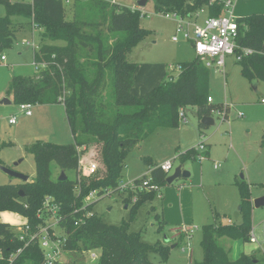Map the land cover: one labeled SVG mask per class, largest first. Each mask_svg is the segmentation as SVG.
<instances>
[{"label":"trees","instance_id":"trees-1","mask_svg":"<svg viewBox=\"0 0 264 264\" xmlns=\"http://www.w3.org/2000/svg\"><path fill=\"white\" fill-rule=\"evenodd\" d=\"M90 1L89 4L76 1L72 19L66 20L63 0H0L6 8V16L0 17V50L11 45L21 27L31 25L40 30L39 48L33 54L37 64L35 75L13 76L7 95L17 104H62L74 138L71 144L35 141L26 147L34 157L36 177L32 181L0 185V214L11 211L35 223L36 211L49 195L60 204V214L64 216L61 225L68 232L66 250L80 253L100 250L99 261L91 264H163L149 261L147 254L157 252L164 258L168 245L160 241L148 245L139 232L130 230L127 221L105 223L90 211L97 200L85 204L84 198L90 190L100 194L105 189H109V194L120 192L117 185L124 158L157 128L178 127L181 110L194 107L201 119L218 109L227 119L229 106L207 101L209 68L198 57L181 63L177 75L167 74L149 91L134 95L132 87L138 63L129 61L128 54L149 34L138 24L140 10L108 0ZM209 1L153 0V9L155 13L193 15ZM222 12L223 4L216 2L208 6L205 15L219 16ZM93 16L102 21L93 20ZM237 23V43L250 50L238 61L241 74L250 82L264 81V13L238 17ZM103 29L112 33L114 40L103 36ZM204 127L199 122V128ZM92 143L102 144L100 159L106 172L102 178L85 182L79 170V153ZM197 154L195 148H189L179 157L182 162L195 159ZM142 160L148 166L147 173L134 180L135 186L147 176L159 187L166 185L168 174L152 163L150 157ZM51 163L66 174V179L60 180V174L53 176ZM68 171L74 173L73 178L68 176ZM236 183L241 198V220L204 225L201 240L204 255L197 264H259V260L246 253L231 259L230 247L225 248L219 241L223 238L249 241L253 208L250 186L245 181ZM135 196L138 198L131 202V215L142 203L159 197L156 191L148 189L135 191ZM126 203L128 207L129 198ZM76 221L79 222L75 224ZM22 245L12 225L0 221V253L8 257ZM42 260L39 248L31 244L15 264H41Z\"/></svg>","mask_w":264,"mask_h":264},{"label":"rangeland","instance_id":"rangeland-1","mask_svg":"<svg viewBox=\"0 0 264 264\" xmlns=\"http://www.w3.org/2000/svg\"><path fill=\"white\" fill-rule=\"evenodd\" d=\"M108 1L140 10L138 24L142 29L148 30L149 34L133 47L128 59L138 63V66L153 64L155 68L164 71L162 77L158 78V83L167 74L177 75L181 63L197 57L190 41L181 36L173 41L177 18H167L162 13H155L153 0L142 7L138 4L139 0ZM90 2L79 1L85 4ZM75 5V2L64 4L66 20L72 19ZM200 8L208 11L207 4ZM232 10L239 18L263 14L264 0H235ZM5 16L6 8L0 4V17ZM91 18L102 21L98 16ZM104 29L101 34L110 41L114 40L112 33H106ZM39 34V29L25 25L16 31L11 45L0 50V57H5V60L0 59V99L6 94L13 76L35 75L33 54L39 48ZM225 61L224 69L215 65L209 67V93L213 104L229 106L227 119L223 120L222 116L212 114L214 124L200 129V118L196 115L195 108L184 109L186 120L181 121L178 127H159L130 150L120 171L117 185L120 192L103 196L90 209L91 213L107 224L129 222L130 230L139 232L148 245L154 246L159 241L168 245L164 258L157 252H148L147 258L151 262H201L204 255L201 245L203 226L223 220H230L231 223L241 220V198L237 181L249 184L252 202L264 195V102H261L264 99V81L255 82L254 87L241 74V67L235 56L228 55ZM144 70L143 67L138 79L145 75ZM136 71L138 73V67ZM136 89L143 91L139 84ZM19 105L13 102L0 103V166L23 173L28 176V181H32L36 177V165L33 155L26 147L35 141L71 144L74 143V138L62 104H31L33 116H26ZM12 118L14 123L9 122ZM200 143L206 145L204 152L198 149ZM101 146L102 144L92 143L80 149L79 157L84 165L81 179L85 182L105 175L106 169L100 159ZM189 148L197 149L202 158L194 156L195 159L187 158L181 162L179 155ZM143 157H150L156 165L171 160L172 170L168 175L181 166L183 170L190 172V176L179 177L171 184L162 185L161 198L154 196L152 200L142 203L131 215V202H135L137 197L133 188L134 180L146 174L148 169ZM89 161L98 163V171L93 175L85 172V165ZM214 165L218 167L215 168ZM50 166L53 176L57 177L61 172L59 167L55 163ZM67 174L74 177L72 171ZM22 182L0 169V185ZM127 198L130 201L128 207ZM251 218V231L258 239L257 243L228 238L219 241L225 248L230 247L231 259L235 260L241 253H246L259 260V264H264V205L253 207ZM0 221L11 223L14 229L22 218L17 213L4 211L0 214ZM100 255V250L72 252L63 254L62 259L91 264L98 262Z\"/></svg>","mask_w":264,"mask_h":264},{"label":"built area","instance_id":"built-area-1","mask_svg":"<svg viewBox=\"0 0 264 264\" xmlns=\"http://www.w3.org/2000/svg\"><path fill=\"white\" fill-rule=\"evenodd\" d=\"M76 1L81 0H63V4H70ZM216 2L217 4H223V12L219 16H207L205 15L207 11L201 8L199 12H195L193 15H180L176 12L162 14L167 18L171 16L177 18V27L173 41H177L179 36H181L191 42L197 57L204 62L205 66L209 68L215 65L217 68L224 69L226 65V56L233 55L236 60L239 61L242 59L243 54L248 53L250 50L245 47H240L237 43L238 17L232 10L235 0H210L207 5L212 6ZM202 15H204L205 18L201 22H198V19ZM0 59L5 60V57L1 56ZM34 65L35 69H37V64L34 63ZM207 101L213 103V98L209 96ZM261 102H264L263 98ZM19 107L26 116L32 115L31 103H20ZM212 114L220 115L224 120V112L222 110L213 109L211 110L210 116H212ZM179 119L180 122L186 120L184 110L179 112ZM9 122L14 123V118L10 119ZM198 149L204 152L206 145L200 143ZM195 150L198 151L197 149ZM196 156H198L199 159L202 158L199 153ZM172 164L171 160H166L161 163L159 167L162 171L169 174L172 170ZM83 167V161L79 158V170L81 171ZM214 167L217 168L218 166L214 165ZM97 171L98 163L96 161H89L85 165V172L87 175H93ZM133 188L135 191H143L145 189L153 190L157 192L159 197L161 196V187L152 183L149 176L142 179L137 186L133 183ZM108 194L109 189H105L102 194L97 190H90L84 198V203L88 204ZM24 206L27 207L26 204ZM77 211L78 209L76 208L75 212ZM18 215L22 218V221L16 224L13 232L15 237L22 242L23 245L15 252H12L8 257L0 253V264H15L17 257L31 244L36 245L43 255L41 264L68 262L62 259L63 254L72 253L65 249V244L68 240V232L66 228L61 225L64 216L60 214V204L55 201L54 197L49 195L44 197L41 207L36 211L35 223H31L27 216ZM78 222L79 221H76L75 224ZM228 223H231V221L228 220ZM187 231L188 230H186V232ZM249 241L251 243L258 242L253 231H251ZM92 256L94 257L95 255L92 254Z\"/></svg>","mask_w":264,"mask_h":264},{"label":"water","instance_id":"water-1","mask_svg":"<svg viewBox=\"0 0 264 264\" xmlns=\"http://www.w3.org/2000/svg\"><path fill=\"white\" fill-rule=\"evenodd\" d=\"M148 1L149 0H139L138 4H139L140 7H142V6H145ZM255 82H257V81L254 80V81L251 82L254 87H255ZM0 103H2V104H10L11 100H9L8 98L4 97V98L0 99ZM200 123L205 125V126L213 125L214 124V119H213L212 116H203L200 119ZM15 164H17V163H15ZM0 169L2 171H4L5 173H7L8 175H10L11 177H15L17 179H20L23 182H27L28 181V176L27 175H25L23 173H20V172L14 170L12 168H7V167H4V166H0ZM189 176H190V172L189 171L183 170L181 168V166H178V167L175 168L174 172L166 178V183L171 184L175 179H177L179 177H189ZM59 179L60 180L66 179V174L63 171L60 172ZM20 193H21V195H23L21 190H20ZM252 203H253V207H256V208L263 206L264 205V195L259 196L258 198H255ZM239 209H240V207H239ZM174 246L175 245H172V247H174Z\"/></svg>","mask_w":264,"mask_h":264},{"label":"crops","instance_id":"crops-1","mask_svg":"<svg viewBox=\"0 0 264 264\" xmlns=\"http://www.w3.org/2000/svg\"><path fill=\"white\" fill-rule=\"evenodd\" d=\"M204 15H202L199 19H198V22L202 21L204 19ZM139 71L137 73V71H135L134 73V85L132 87V93L134 95H141L143 94L145 91L149 90L150 88L158 85V78H161L162 77V74L163 72L160 71V69L158 68H155V66L153 64H144L142 66H137ZM141 67V68H140ZM143 67L145 68L144 70V74L142 77H140L138 79V75L141 73ZM137 70V69H136ZM140 85V87H142V90L143 91H140L138 89H136L137 85ZM147 86V87H145ZM145 88V89H144ZM6 97L8 98L9 100H11V103L13 102L11 97L6 94L3 95V98ZM34 115V113H32V116ZM9 223V222H8ZM11 224V223H10Z\"/></svg>","mask_w":264,"mask_h":264}]
</instances>
